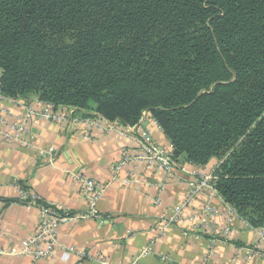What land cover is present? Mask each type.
Here are the masks:
<instances>
[{
  "label": "trees",
  "instance_id": "trees-1",
  "mask_svg": "<svg viewBox=\"0 0 264 264\" xmlns=\"http://www.w3.org/2000/svg\"><path fill=\"white\" fill-rule=\"evenodd\" d=\"M0 93L127 126L150 112L264 227V0H0Z\"/></svg>",
  "mask_w": 264,
  "mask_h": 264
},
{
  "label": "crops",
  "instance_id": "crops-1",
  "mask_svg": "<svg viewBox=\"0 0 264 264\" xmlns=\"http://www.w3.org/2000/svg\"><path fill=\"white\" fill-rule=\"evenodd\" d=\"M0 108L6 124L17 125L26 108L36 114L45 106L30 97L2 100ZM143 116L139 127L167 148L169 141L150 112ZM21 138L22 143L0 139V249L17 248L36 230L39 210L20 201L21 186L66 221L49 260L3 256L0 264H264L248 254L257 233L215 190L203 189L186 203L190 184L199 175H213L218 160L195 166L180 157L168 181L162 172L131 166L121 176L132 172L138 182L124 184L113 179L111 167L129 140L114 130L71 128L33 116ZM78 175L104 186L93 216L74 179ZM157 197L160 203L154 204Z\"/></svg>",
  "mask_w": 264,
  "mask_h": 264
},
{
  "label": "built area",
  "instance_id": "built-area-1",
  "mask_svg": "<svg viewBox=\"0 0 264 264\" xmlns=\"http://www.w3.org/2000/svg\"><path fill=\"white\" fill-rule=\"evenodd\" d=\"M6 99L8 98L0 93V101ZM44 106L45 109L40 111L36 110V114L34 110L26 108V114L17 125H7L2 117L0 108V139L8 142L22 143L21 137L27 132L31 118H33V116H38V118L43 116L54 122L66 123L71 126V128L84 124L88 129L95 128L99 131L114 130L119 136L127 138L129 140L128 146H126L121 157L111 167L113 179H121L124 184L138 182L132 172H127V174L121 176V172L131 166L143 165L147 171L162 172L165 181L172 179L174 169L178 168V160L176 161L172 157L173 148L171 143L169 142V146L165 148L152 140L150 134L144 132V130L142 131L139 127L145 112L142 113L141 120L136 125L127 126L117 120H105L97 114L90 116L83 114L78 115L76 114L78 109L72 107H68L65 111L62 106H54L49 103H44ZM151 121L153 125L161 131L159 125L152 117ZM117 124L118 126L121 124V127L116 128L115 125ZM179 169L186 172L184 167H179ZM74 179L79 184L82 195L88 201L89 214L93 216L96 203L104 186L88 180L81 175L74 176ZM214 179L213 175H199L198 181L194 185L190 184L189 186L190 189L186 198V203L203 189L214 190ZM19 198L26 206L35 207L39 210L36 230L31 236L22 240L17 248H12L10 250L0 249V258L3 256H23L33 261L49 260L57 250L59 227L66 221V218L61 216L56 209L43 204L38 196L29 193L24 186L20 187ZM159 203L160 201L157 197L154 200V204ZM250 228L257 233L258 242L255 249L248 250L249 257L251 258L254 256L264 259V227ZM78 255L81 256V253L78 252Z\"/></svg>",
  "mask_w": 264,
  "mask_h": 264
}]
</instances>
